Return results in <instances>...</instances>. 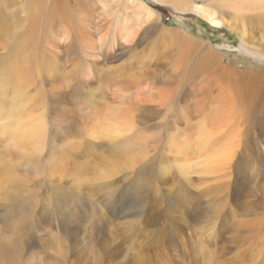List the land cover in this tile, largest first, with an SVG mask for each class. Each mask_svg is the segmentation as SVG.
<instances>
[{
	"label": "rangeland",
	"instance_id": "374dc122",
	"mask_svg": "<svg viewBox=\"0 0 264 264\" xmlns=\"http://www.w3.org/2000/svg\"><path fill=\"white\" fill-rule=\"evenodd\" d=\"M176 4L0 0V264H264V0Z\"/></svg>",
	"mask_w": 264,
	"mask_h": 264
},
{
	"label": "bare ground",
	"instance_id": "6f19581e",
	"mask_svg": "<svg viewBox=\"0 0 264 264\" xmlns=\"http://www.w3.org/2000/svg\"><path fill=\"white\" fill-rule=\"evenodd\" d=\"M175 3H177L178 5H182L183 4V6L184 5H186V4H188V2L189 1H191V0H173ZM134 2V4L133 5H137V11H139V12H141V13H144L145 15L144 16H148V15H150L151 14V11L149 10V9H147L144 5H140V4H138V3H136V1H133ZM176 4V5H177ZM63 5V4H62ZM174 5V4H173ZM235 5H237V2H236V4ZM186 8V7H185ZM58 9L61 11L60 12V15L58 16V17H55L54 18V16H55V14H53L52 15V17L50 16V20H52V19H55V20H57L58 21V19H60L61 21H65L67 24L69 23V18L67 17V15L66 14H64L65 12L63 11L64 9H65V6H61V4H60V8L58 7ZM53 10H56V9H53ZM140 10H142V11H140ZM235 12L236 13H238V15H240L239 14V10H235ZM68 13V12H67ZM141 13H139L138 15H140ZM138 15L135 13V12H133L132 14H128L124 19H121L122 17L121 16H119V18H120V20H123V22H119V24H123V26H124V28L123 29H121V31L122 32H126V33H135V24H134V22H135V19L136 18H138ZM49 19V17L47 18V20ZM49 20V21H50ZM119 20V19H118ZM216 20V19H215ZM214 21V20H213ZM218 21V20H217ZM143 23V22H142ZM219 23H221V22H219ZM55 25V24H54ZM140 25H142V24H140ZM162 27V26H161ZM52 28V27H51ZM155 28L157 29V30H160V27L157 25L156 27L154 26L153 27V29L152 28H149L148 30H151V31H149V33L150 32H153V31H155ZM49 32V31H48ZM48 32H47V30H45V32H44V35H43V38L45 39V40H47V39H49V35H47L48 34ZM147 32V31H146ZM148 34V33H147ZM179 37V36H178ZM183 39H184V45L182 46V51L181 52H179L180 53V56H181V58H186L188 55H190V50L192 49V48H194L195 46H199V43H196V42H194L193 43V41H190V40H187V38H185V37H182ZM180 40L182 41V39L180 38ZM179 41V40H178ZM180 41V42H181ZM86 44V43H85ZM90 44V43H89ZM84 48V47H83ZM84 53L85 54H88L87 52H85L84 51ZM87 56V55H86ZM28 61V60H27ZM27 61H26V63H27ZM45 66V65H44ZM244 79V78H243ZM63 80V79H62ZM75 80V79H74ZM85 83V82H84ZM83 83V84H84ZM63 84V83H62ZM239 88V87H238ZM264 89V88H263ZM260 90H261V88H260ZM257 96L258 97H260L261 99L263 98L264 99V92H261L260 91V93H258L257 94ZM261 101V100H260ZM256 103H257V101H256ZM264 103V102H263ZM262 104V103H261ZM263 105V104H262ZM263 109H264V105H263Z\"/></svg>",
	"mask_w": 264,
	"mask_h": 264
}]
</instances>
